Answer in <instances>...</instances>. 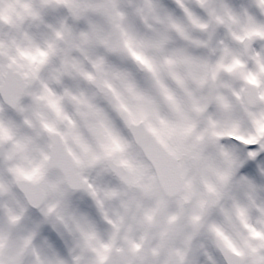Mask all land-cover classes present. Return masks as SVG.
<instances>
[{"label": "snow or ice", "instance_id": "snow-or-ice-1", "mask_svg": "<svg viewBox=\"0 0 264 264\" xmlns=\"http://www.w3.org/2000/svg\"><path fill=\"white\" fill-rule=\"evenodd\" d=\"M258 169L264 0H0V264H264Z\"/></svg>", "mask_w": 264, "mask_h": 264}, {"label": "rangeland", "instance_id": "rangeland-1", "mask_svg": "<svg viewBox=\"0 0 264 264\" xmlns=\"http://www.w3.org/2000/svg\"><path fill=\"white\" fill-rule=\"evenodd\" d=\"M257 175H258V177H260V176H262V175H264V174H261V173L259 172V169H258ZM73 201H74V203H75L77 206H79V207H81V208H84V207H85V204H84V202L82 201V199H81V195H80V194H76V195L73 197Z\"/></svg>", "mask_w": 264, "mask_h": 264}]
</instances>
